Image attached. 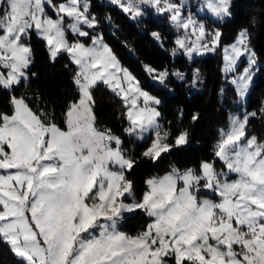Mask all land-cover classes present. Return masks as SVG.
Returning <instances> with one entry per match:
<instances>
[{"label": "snow or ice", "instance_id": "6c2138e0", "mask_svg": "<svg viewBox=\"0 0 264 264\" xmlns=\"http://www.w3.org/2000/svg\"><path fill=\"white\" fill-rule=\"evenodd\" d=\"M142 2L159 6L161 0ZM164 2L159 10L171 12L178 27L191 28L194 45L206 48L199 44L204 26L191 17L184 20L179 6ZM45 6V0H0V85L9 88L27 78L32 53L24 38L35 30L47 42L53 60L62 51L70 55L77 66L73 82L79 99L65 114V129L46 122L23 98L12 97V113H0V170L6 172L0 174V240L22 264H264V142L246 137L248 115L232 120L215 151L235 179H225L227 173L217 172L209 162L199 171L174 168L148 180L139 201L124 203L118 198L132 194L124 173L135 161L125 156L119 137L96 126L92 91L103 83L122 97L129 109V135L143 138L157 129L142 153L152 160L172 146L168 133L162 134L156 125L159 112L149 106L159 101L120 68L102 39H93L91 47L69 43L66 29L85 37L88 33L81 25H96L95 17L88 16L86 0L55 5V19L45 13ZM229 6L230 0L207 3L216 16L230 15ZM121 7L139 15L133 0ZM219 36L216 32L213 45ZM177 44L186 47L184 40ZM246 45L247 33L241 32L226 57L229 70L248 51ZM249 62L255 63L254 55ZM250 79L246 70L240 77L241 94ZM141 97L143 107L138 104ZM186 142L187 133L175 139L176 146ZM201 189L218 199L201 198ZM137 209L151 222L134 236L119 231L122 214Z\"/></svg>", "mask_w": 264, "mask_h": 264}, {"label": "trees", "instance_id": "16d2710c", "mask_svg": "<svg viewBox=\"0 0 264 264\" xmlns=\"http://www.w3.org/2000/svg\"><path fill=\"white\" fill-rule=\"evenodd\" d=\"M62 1L65 0H52L53 3ZM86 2L89 18L95 17L96 28L101 30L122 66L129 68L142 87L161 100V120L172 148L152 160L142 155L147 143H137L133 136L125 135L128 122L121 98L104 84H98L92 91L96 125L120 136L129 149L128 156L135 161L125 175L137 198L147 190L151 176L165 174L173 168L199 171L203 162L219 166L215 143L220 129L228 124L230 112L238 109L237 92L222 71V46L232 43L241 31L247 32V43L257 66L245 105L246 112L250 113L247 135L254 134L259 142H264V0H232L230 15L225 19L213 21L205 17L206 28L220 33L219 45L213 53L194 59H188L176 48L178 33L166 14H155L146 8L143 15L131 18L105 0ZM84 41H91V37ZM25 43L31 48L33 64L27 79L18 86L11 91L0 88V112L11 114L12 97H22L42 119L63 128L69 106L79 98L73 82L77 66L67 54L53 60L45 40L33 31ZM243 64L244 61L237 70ZM145 65L175 71L178 75L170 73L167 85L157 86L144 73ZM181 132L187 133V142L176 146L175 139ZM150 220L137 211L125 217L121 229L136 235ZM0 264H22L3 240H0Z\"/></svg>", "mask_w": 264, "mask_h": 264}, {"label": "rangeland", "instance_id": "374dc122", "mask_svg": "<svg viewBox=\"0 0 264 264\" xmlns=\"http://www.w3.org/2000/svg\"><path fill=\"white\" fill-rule=\"evenodd\" d=\"M231 1L232 0H230V2ZM63 2H65V1H62V2H59V3H53L52 0H45V5H46L45 6V13L48 16H50L51 18L55 19L56 18V14H55L54 6L58 5L60 3H63ZM105 2H107L110 5L116 6L120 10L124 11L123 7H121V4L127 5L128 0H121V4L114 3L113 0H105ZM168 2L180 7L181 17L184 20H187L189 17H191V19L194 20L197 25H203L204 26L205 36L200 40L199 44L207 45L206 48H201L198 45H194L193 42L196 41V35H193L191 28L185 30L182 27H178L177 24H175L171 20V15H172L171 12L159 10L160 8H163L165 6L164 0H161V3H160L159 6H157L156 4H153V3L142 2V0H133V4L139 9V15H134L131 12H125V11L124 12L127 13L131 18H138L140 15H143L145 13L144 9H146V8L153 10V12L155 14H159V13L160 14H166L168 16V19H169L170 23L174 26V29L178 33V35L176 36V39H175L176 48L179 51H181L188 59H194V58H198V57H205L208 54L213 53L215 51V49L218 47V45H219V40H218V42L215 45H213V43H212L213 36L215 35L217 30L211 29L212 30L211 31V30L207 29L206 26H205L206 24L204 22V19L209 18L210 20H213V21H221V20L225 19L226 17H228L229 15L216 16L215 14H213L207 8L208 0H168ZM97 25H98L97 22H96L95 27H92V28H89L87 25H81V29L88 33V36H85V37L78 36L77 34H75V33L71 32L70 30L66 29V36H67V39H68L69 43H74V42L78 41L80 43H83L85 46L91 47L93 39H102L103 44L107 45L110 48V46L106 43L105 39L103 38V36L101 34V30L99 28H96ZM32 31L35 32V34L38 37L42 38L40 35H38L36 33L35 30H31L29 32L28 36L24 38V43H25V40L29 37V35H30V33ZM241 32H246V31H241ZM240 33H239V35L235 38V40L232 43L222 46V71H223L224 75L228 77V82L233 86V88H235V90L237 92L236 105L238 106V109H237V111L230 112L227 126L220 129L219 139L215 143V151H216V147H217L218 142L222 138V132L227 131L231 127L232 120L234 118H238V119L242 120L245 117V115H248V120L250 118V113L246 112L245 105H246V102H247V95H248V92H249V90H250V88L252 86L253 78H254V75H255L256 68H257L255 57H254V60H255L254 64H250V62H249V57L254 55L253 51L251 50V48H249V45L247 43L246 47H247L248 51L245 52L243 55L239 56L238 58H236L235 63L231 66V70H229V61L226 59L227 56L232 54L231 53V48H232V46L234 44H236L237 39L240 36ZM89 36L91 37V41H89V42L84 41V39L88 38ZM177 40H184L185 44H186V47L185 48L179 47V45L177 44ZM46 45H47V42H46ZM47 47H48V45H47ZM188 49H195V50L189 51ZM226 50H227V52H226ZM61 54H67L69 56V58L71 59L70 55L67 52H63L62 51L57 56H59ZM115 57H116V59H117V61L119 63L120 68L123 69V70H127V72L131 74V76L134 78V80L139 84L140 89L143 92H146L149 96L153 97L155 100L159 101L158 104L151 103L149 106L155 108L156 111L159 112V114H160L156 118V125L158 126V130L162 134L163 133H167V131L165 130V128L163 126L162 120H161V111H160L161 100H160V98L156 97L155 95L151 94L148 90L143 88L141 83H140V81H139V79H138V77L133 72H131V70H129V68H126V67L122 66V64L120 63V61H119V59L117 58L116 55H115ZM242 61H244V64L237 70L239 64L242 63ZM32 64H33V60H32V56H31V64L29 65V68L26 70L27 77H28V71L31 68ZM149 68L153 69L154 71H151V72L148 71ZM246 70L250 74L251 79L248 82L247 89L244 90L243 94H241L240 77H242L245 74ZM144 73L148 76V79H149L150 82H152L153 84H155L157 86H162V87L167 85L166 82L168 80V75L170 73H172L174 76L178 75L177 72H175V71H171L170 72L167 69L158 70L156 68L151 67L150 65H145ZM162 73L164 74L163 78H161V74ZM118 75L122 76V73H119ZM26 79H22L20 81V83L22 81L26 80ZM199 80H200V77H199ZM20 83L13 84L9 88H4L2 85H0V88H2L4 90H8V91L10 90L11 91L14 87L18 86ZM100 84H103V83H100ZM105 86L107 88H109L111 91H113L109 86H107V85H105ZM124 86L127 87V84H125ZM13 97L22 98V97H18V96H13ZM119 97L123 101L122 97L121 96H119ZM25 103H26V101H25ZM123 104L125 105V109H126L125 110V116H126V120L128 122V127H129L130 121L128 120V116H127V113H128L129 109H128V106L125 104L124 101H123ZM138 104H139L140 107L144 106L143 105V97H141L139 99ZM12 110H13V108H12ZM0 113H4V112H0ZM65 119H66V115H65ZM65 128H66V124H65V126L62 129H65ZM99 129L104 130L102 128H99ZM156 130L157 129H151L148 132L144 133L143 134V138H141V137H139V136H137L135 134L134 135H129L127 132H125V135H128V137L133 136L137 143H141V144L147 143V145H146V148H147L148 146H150L152 140L155 138ZM181 133H185V132H181ZM247 133H248V130H247V125H246V137L247 138L256 137L254 134L247 135ZM112 134L120 138V136H118L117 134H115L113 132H112ZM120 140H121V145H120L121 150L123 151V153L125 154L126 157H129L128 156L129 149L126 148L123 145V142H122L121 138H120ZM257 141H258V139H257ZM185 144H182V145H185ZM179 146H181V145H179ZM171 148H172V146H171ZM6 150H8V149H6ZM8 151H10V150H8ZM215 159L218 160V163H219L218 167H216L213 162H209V163L213 164V166L215 167L217 172L227 173V175L224 177L225 179L231 180V179H235L236 178L234 173H228L227 168L225 167L223 161H221L218 157H216V155H215ZM173 169H171L169 172H166L165 174H162V175L151 176V177L148 178V180L153 179V178H157V177H163L164 175L170 173ZM178 171L183 172L185 170H178ZM0 174H6L5 170H0ZM124 175H125V173H124ZM125 178H126V180H128L126 175H125ZM147 188H148V186H147ZM131 192H132L131 195H128L127 193H125L123 197H119L118 199H122L123 202L126 203V204H132L134 201H139L142 198V197L141 198H137L136 195L134 194L133 189H131ZM199 196L201 198H208V199H213V200H217L218 199V196H216L215 194L210 192L208 189H201L200 192H199ZM0 210H2V206H0ZM137 211H140L143 214H145L147 217H149L144 211H142L140 209H137V210L132 211V212H124L122 214L121 219L118 222V225H117L119 231L124 232L121 229V225H122L123 220L125 219V217H127L128 215H130L132 213H135ZM149 218L152 220L151 217H149ZM151 220H150V222H151ZM6 244L11 248V246L8 243H6ZM11 250H12V248H11ZM17 258L22 262L20 257L17 256Z\"/></svg>", "mask_w": 264, "mask_h": 264}, {"label": "built area", "instance_id": "2783aa9c", "mask_svg": "<svg viewBox=\"0 0 264 264\" xmlns=\"http://www.w3.org/2000/svg\"><path fill=\"white\" fill-rule=\"evenodd\" d=\"M147 15V14H146ZM126 132V131H125ZM126 136H128V135H126Z\"/></svg>", "mask_w": 264, "mask_h": 264}]
</instances>
